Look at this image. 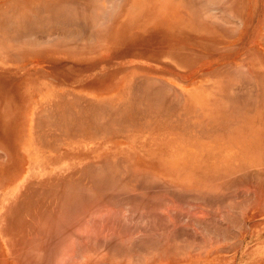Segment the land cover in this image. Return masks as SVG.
Returning <instances> with one entry per match:
<instances>
[{
	"label": "bare ground",
	"instance_id": "1",
	"mask_svg": "<svg viewBox=\"0 0 264 264\" xmlns=\"http://www.w3.org/2000/svg\"><path fill=\"white\" fill-rule=\"evenodd\" d=\"M136 1L0 0L1 60L20 53L29 57L31 54L37 57L43 54L47 57L69 55L63 60L56 58L54 62H50L51 64L38 60L36 63L39 67L34 69L1 74L0 96L12 98L14 103L11 105L19 112L24 106L22 101L26 98L34 108L37 107L34 103L42 99L56 100L59 95L56 91L66 84L63 79L67 80L70 77L68 71L71 68L76 69V72L87 69L97 62L96 58L101 57L103 51H108L105 54H109V59H102L104 61L99 63L101 68L110 66L111 63L117 67L118 61L123 63L128 57L136 61H139L137 60L139 58L147 63L146 60L161 61L171 57L177 66L184 67L202 61L201 71H204L200 77L205 91L203 90V93L197 91V95L184 94L171 88L164 80L155 78L152 72L142 74L138 76L140 78L132 81L131 79L136 76L123 74L124 70L118 67L119 69L115 68L116 73L109 78L115 79L120 75L123 78L117 77L113 83L97 86L99 91L105 93L100 94L102 97L99 99H89L86 105L52 103L49 112L55 111L54 115H59L58 119L50 122L54 131H60L66 137H70L75 131L93 130L101 141H106L98 146L102 149L113 146L110 143L121 139L123 136L119 133L122 131L144 129L163 135H178L182 141L180 145L185 147H181L176 153H170V160L166 153L156 156L147 153L140 159L134 154L133 162L125 161L123 158L106 161L108 157H105V153L92 151V157L100 159L97 170L91 171L88 167L82 166L79 182L72 180L53 188L51 182L48 188L52 195L47 189L42 197L53 200L45 203V199L44 202H40L44 205H40L32 224L34 232L41 233L44 237L48 235V238H58L62 234L63 240L67 236L73 239L75 235L77 238L74 239L77 240L79 224L87 221L91 210L95 211L100 203L98 200H103L101 201L103 205L106 200L107 203H117L120 208L121 206L133 208L142 221L150 223L148 233L139 241L133 240L132 235L126 233L127 228L129 231L131 228L124 224L123 226L127 227L124 233L129 237L126 235L124 237L123 231H119L122 232L119 233L120 239L118 233L116 234L118 237L114 235L117 237L113 238L115 241L110 238L116 257L117 254L121 256L131 254L133 251L130 248L134 245L137 249L151 251L155 249L154 252L158 250L155 256L160 255L161 259L163 256H168L171 260L177 257L182 262L188 255L196 258L195 255L199 253L194 251L196 248L199 247L202 251L206 245L212 246L221 241L224 234L218 236L221 237L220 240L215 235V237L205 235L204 231L207 230L203 226L206 225V218L207 225L211 224L210 219L214 221L213 225L215 223L218 225L221 220L216 219L226 217L220 215L224 213L220 209L224 208L222 211L229 212L226 215L230 217V221L237 214L238 218L242 217L244 221L249 213L244 209V199L248 201L246 198L248 194L252 193L250 198L254 199L251 202L249 200V208L252 207L250 203L257 202L259 196L264 199V56L244 49L247 48L245 44L255 39L264 45V0H168V5L170 3L172 9L161 8L163 14L157 16L152 12L148 15L145 10L141 17L140 13L139 16L136 15ZM147 1L149 3V0ZM144 5L146 9V4ZM165 11L167 16L164 15ZM133 33L139 34V37H130ZM144 36L148 38L144 40ZM168 36H171L170 44L174 45L172 47L174 50L148 51V47L153 49L168 45ZM236 38L239 43L231 46ZM233 48L244 52L242 57H238L239 59L234 62L231 61L233 54H228ZM56 80L63 83L55 82ZM37 84L40 89H37L38 86L34 89V85ZM107 86L119 87L116 97L111 93L113 90L108 92L110 89ZM47 88L49 90L43 92ZM180 94L182 102L179 100L180 102L176 103ZM206 104V108L202 107ZM54 106H58V109L53 108ZM75 107L77 115L72 117L68 108ZM84 116L86 119H83ZM183 137L190 139L183 141ZM176 142L179 143V141L173 143ZM190 146H196L200 151L192 153ZM174 158L179 159V162L173 163ZM27 199L21 201L23 208L16 205L14 210L16 215L28 213L32 210L30 208L33 203L37 202L31 196ZM233 199L240 200L241 203ZM226 200L229 201L227 205L230 202L233 207L237 204V209L231 210L232 204H229V209H225ZM184 203L186 206L190 204V208H183ZM259 203L257 205L262 209L264 204ZM191 206H194L192 207L194 211L189 210ZM196 207L204 208L205 213H200L201 211L196 213ZM218 209L221 218H218ZM12 211L13 208L9 210ZM189 211L191 214L192 211L195 212V217L185 224L187 222L181 218L190 214ZM231 211L237 214L233 216ZM201 214H204L203 219L200 218ZM194 215L186 217L189 216L191 219ZM120 217L122 218V214ZM111 218L114 223L115 220L117 224L120 223L116 214L113 216L115 220ZM121 220L124 222V219ZM224 221H226L224 228L228 229L229 218ZM167 222L169 227L167 231L158 233L156 223L166 225ZM221 222L223 224V220ZM52 223L54 227L50 226ZM235 223L230 222L233 228L230 226L227 232L232 228L230 234L236 230L237 235L238 229H234V226L239 228L241 223L240 225L238 222ZM213 227L217 228L215 225ZM188 228L193 229L191 233ZM240 229L245 231L244 227ZM43 230L50 233H44ZM212 230L210 232L208 230L207 233H214ZM216 230L220 232L222 228L214 231L217 232ZM183 233L188 234L187 236L192 235L191 238L194 236L197 242L178 243L176 239ZM198 234L202 240L196 237ZM226 235L229 234L226 233L225 238ZM212 236L216 240L212 239ZM88 238L90 246L82 243L80 248V244H76L81 251L74 245L78 252L86 253L85 246L91 248L92 253L97 251L99 245L96 240L100 242V239L95 238L93 241L94 238L91 236ZM83 239L85 242L87 238ZM119 240L126 241L129 247L117 244ZM92 245L97 247L93 248ZM27 246L28 244L23 242L17 244L14 254L20 261L30 258ZM58 246L56 242L54 249ZM149 253L154 256L152 252ZM45 259L47 261V258ZM27 264L40 263L30 260Z\"/></svg>",
	"mask_w": 264,
	"mask_h": 264
},
{
	"label": "rangeland",
	"instance_id": "2",
	"mask_svg": "<svg viewBox=\"0 0 264 264\" xmlns=\"http://www.w3.org/2000/svg\"><path fill=\"white\" fill-rule=\"evenodd\" d=\"M167 1L168 0L166 1L155 0L153 2L149 0V3H148L147 0H142V1L137 0L135 2L136 15L139 16L138 14L140 13L139 17H141L143 15L141 13H144L145 10H147L148 15L151 12L153 14H156V16L160 14L162 15L163 14L162 9L164 8L172 9L170 3L168 5ZM144 4H146V9H145ZM151 4H153L152 6L154 7V9L151 6ZM164 13H165L164 15L167 16L166 11ZM130 37H139V34L133 33L132 36ZM147 38H148L147 36H144V40H146ZM168 38H169L167 39L169 42L168 45L162 46L160 48L152 47L153 49L148 47L147 48L148 51L168 52V50L169 51L174 50V48H172L174 47V45L170 44V42L172 41L171 36H168ZM146 42H149V41H146ZM233 49L228 54L234 55V54L240 53L237 49H234V50ZM32 55L33 54H31L30 55L31 57H29V55H25V54L23 55L20 53L16 56H9L4 61L0 59V61H2V63H0V75L9 74L10 72H14L17 70L26 71L28 69H34L36 67H39L37 66V63H36V61L38 60L51 64L52 62L56 60V58L63 60L67 56H69V55L58 54L57 55L58 57L56 56L47 57V55L43 54V55H40V57H37V56H32ZM49 58H51V60ZM170 58L164 59L161 61L156 60V59H150L151 61L146 60L150 62V65L153 63V65L156 67V68L149 69L148 67L133 68L132 67L133 65H136V64L141 65V63H144L145 61L142 62V59H139V58H137V60L139 61H136V59L133 60L131 59V57H128V59L123 60V63L122 61H118V66L116 68L117 69L121 68L122 70H124L125 73L123 74H126V75L134 74L136 77L132 78L131 79L132 81L136 80L137 78H140L138 76L142 74L152 72L155 78L164 80V82L167 85H169L171 88L180 90L184 94L194 93V95L195 94L197 95L198 94L197 91L203 93L205 86L201 85V81H200L199 87H192L189 91H187L188 88L173 85L167 80L166 75L162 73V71L160 70L161 64L174 67L173 69L168 68L166 72L169 74H172L173 76H177L176 71H175L177 65ZM201 62L202 61H200L199 63L195 65L187 64L186 69L187 68L189 69V67H194V66L197 67L198 65L203 66ZM80 65H84V64H80ZM92 67L93 66H89L87 68L88 72H91L88 74L87 78H92V77L96 78V80L98 81V84L92 83V84L83 85L82 81L84 80L87 71L81 69L80 71L76 72V69L71 68L70 71H68V76L70 77L67 80L63 79V82L64 81L66 82L65 86L60 88L58 91H56L57 93H59L58 98L52 101H46L45 99H42L40 102L34 103L35 106H37L35 108L29 104L30 102L26 98V99H23L22 103H24L23 104L24 106L22 110L19 112L16 107L11 105V103H14L12 98L7 97L6 95L0 96V264H27L30 260H32V262L36 261L40 264H247L244 262L246 259V257H244V254H245L244 251L247 247L245 245L241 247V238H240L241 236L240 235L243 233V229H240V228L244 227V230H245L244 234L247 237V240H249L248 237H253L254 239L252 245L249 247L246 253L250 252L249 250H254V252H256L259 246H261L264 241L263 240L264 239V207H263L264 205L262 206L263 207L262 209L261 207L259 208V206L257 205V203H259L258 202L259 200L260 202L262 200L263 202L261 203L264 204V199H262L263 197H260V196L258 197L254 195L255 197H258V199H257V202H254V204L253 202L250 203L252 204V207H250L251 208L250 209L248 207L250 206L249 200L250 202L254 200L253 198H250L252 193L251 195L248 194L247 197L245 195L248 201L244 199V209L246 213L249 211L248 213L249 215H247V218H245L244 221L242 220V217H239L241 218L242 222L245 225L241 223V220H239L240 222L237 220L239 219L238 218L239 215L235 213L236 212L235 210H234L235 212L233 211L232 213L231 211L230 213L233 214V216L236 214L238 216L237 215L234 217L232 216L235 220L231 218V221H230V217L226 215V214H229V212L227 213L225 211H222L224 208H221V209L219 208L221 212H224V213H220V215H222V217L226 216L227 218H229V223L227 222V225H230V226L234 225L232 223H231L232 225L230 224V222L232 221L233 223L234 221L236 223L238 222L239 225L241 223L239 228L234 226V229H238L237 235L235 233L236 230H234L235 234L232 233L234 235L230 234L231 230H233L232 229L233 226L231 230H229V232L227 231L228 229H230L229 228L230 226H228V229L227 227L224 228V225L226 224L225 223L226 221L224 220H226L227 218L226 217H224L225 219L221 218L218 213L220 212V210L218 209L219 211H217V213L219 217L218 216L217 217L221 219H216V220L217 221L223 220V224L220 221L221 223L218 222V225L216 223L214 225L215 227L217 226V228L215 229L219 230L222 228L220 232L222 231L223 233L221 232V234H218L220 233L219 231L217 230H216L217 232L214 231L215 230L213 227L214 221H212L211 219L209 220V223H211L213 226H211V224L207 225L208 218H206L205 224L208 227L210 226L211 228L209 227V229H207L208 227H206V225H204L203 228L204 229L206 228V230L207 231L209 230V232L212 229H214L212 230L214 233H207V231H204V233L206 232L205 235L210 234L209 236L215 235L216 237H218L219 235L222 236L224 234L223 235L224 240H223V236L222 238L220 237L221 241L223 240L222 241L223 243L219 241V244L217 242V243L212 244V246L206 245L208 248H206V246L205 247L202 246L203 247L202 251L204 250V253H202V251L198 247L194 250L196 253L197 252L201 253V254L197 253L195 255L198 258L197 257L194 258L192 257V255H188L187 259H183L184 261L182 262L179 261L177 257L175 258V260L173 259L171 260V258L168 259V256L166 257L163 256V258L161 259L160 255L159 257L155 256L156 254L155 252L157 251L158 253V250L154 252L155 249L152 251L151 249L149 250L148 249L147 250L137 249L134 247V245H132V248L130 249H132V251L135 253L132 252L131 254L127 256H125V254H123V256H121V254L120 255L117 254V257H118L117 258L115 254H113V252L115 251L112 250L113 244L111 243L110 238L112 237V239L113 238L117 239L118 236L116 234L117 233L121 234L122 232H119V231H123V236L124 235L127 236L128 234L126 233H130V235H132L133 240L139 241L148 233L147 231H148V227L150 226L149 225L150 223L142 221L139 217V214L136 213L133 208H130L129 206H127L129 209L125 206H121L120 208L119 205H117V203H112V202L107 203L106 200H104L105 205H103L102 203L103 200H98V202L100 203L98 202L97 203L99 205L101 204V206L98 205V207L95 208L96 212L94 210H91L92 213L88 214L87 217L89 218L86 219L87 221H83L79 224V226L77 227L79 231H77V229L75 230L79 234V235L77 234L79 236L78 239L75 240L77 237H74L75 235H73V239L75 238L74 239L75 241L73 239H70L69 236L65 237L62 240L63 238L62 234H60L58 238L57 237L48 238V235H45L44 237L41 233L34 232L32 224L34 222L35 214L39 211L40 205H44L43 203H40V202L41 201L44 202L45 199H46L45 203L53 200V199L48 200L46 197H42V194L44 193V191L48 189V192L50 193V195H52L51 192L49 191L50 188H48L51 182L53 184L51 188L55 186L64 185L65 183H68L72 180L79 182V172L81 171L82 166H85V168L88 167L91 171H96L97 168L99 167L98 162L100 161V159H95L94 157H92L91 153H93L95 150H98L99 153H105L106 154L105 157H108L106 161H112V160L123 158V159H126L125 161L133 162L132 157L134 154H137L138 158L140 159L141 157L146 156L147 153H150L149 155H154V156L166 153L170 160V153L171 154L176 153L177 151H179L181 147H185L183 145H180V142L182 141L178 138V135H163L160 133H154L147 129L131 130L129 132L127 130L122 131L119 134L123 137L119 140L114 141L115 143H110L113 146L107 147L105 149L99 148L98 146L100 144L106 143V141H101L98 138V135L93 133V130L92 131L87 130L86 132L88 133L75 131L74 133H72L70 137H66L60 131H54V128L50 126V122L54 121L55 119H58L59 115H54L55 111L49 112V110L51 109L52 103L53 105H57L60 102H65L67 105H70V106L73 103H81V105H86L89 102L88 101L89 99L95 100V99H99L100 97H102L100 94H98L99 92H101V90L99 91L97 86L104 84V83H109V82L113 83L114 80L117 79V77L123 78L122 75L117 76L115 79L109 78L110 76L116 73L115 71L116 69H110V70L107 69L108 71L106 69L105 70H98V69L89 70V69H92ZM97 72H99L100 74L96 75ZM48 81L50 80L48 79ZM171 81L173 82V80ZM55 82L63 83L60 80H56ZM233 82L234 81H232V83ZM206 83H209V82H206ZM37 86L38 84L34 85V89H36ZM107 88L110 89L108 92H111V90H113L114 92H111V93H114L115 97L117 96L116 92L119 91L118 89L119 87H115V86L108 87L107 86ZM37 89H40V87L38 86ZM48 90L49 89L47 88L43 92L48 91ZM92 93H95V94H92ZM111 93H106V94L111 95ZM91 94L92 96H88ZM62 95L64 96L62 97ZM46 96L48 95L46 94ZM103 97L109 98V96H103ZM179 100L182 102L181 94L178 95V99H176V103ZM74 101H77V102H74ZM120 101L126 102L125 100H120ZM206 106L207 104L202 107L206 108ZM53 108L58 109V106H54ZM76 111H77L76 107L68 108V112H70L72 117H75L77 115ZM85 116L83 117V119H86ZM186 139H190V138L183 137V141ZM172 141L173 142L179 141V143L178 142L173 143ZM202 141L205 142L206 140H202ZM189 148H191L192 153H196L200 151V148L196 146L195 147L190 146ZM172 162L173 163L179 162V159L174 158ZM111 186H113V184ZM28 196H31L35 201H37V202H34L33 205L31 206L30 209L32 210L29 211L28 213H24V214L20 213L19 215H16L14 212V210L16 209V205L18 204L20 208H23L21 206V201L28 200L27 199ZM233 200L238 201L237 199H233ZM227 202L229 201L226 200V202L224 203L227 206V208L225 209H229V204L234 203L232 201V203L230 202L227 205ZM238 202L241 203L240 200ZM190 203L193 204L191 201ZM255 204L258 207H256ZM184 205L186 206L185 203ZM185 206L183 207L182 205V207L185 209L186 208L188 209V207L190 208V204L187 205L186 207ZM235 206L233 207V204H232V207L230 206V209L231 210H233L234 208L237 209L238 205L236 207ZM192 207L194 206H191V209H189L190 211L193 210ZM11 208H13V211L9 212ZM98 208L100 210L97 211ZM206 208L208 209V207ZM202 209L197 208V210L195 209V212L201 211L200 213H203V212L205 213L204 208ZM259 209L261 210L259 211ZM193 211H192V214L190 212V214H187V215L189 216L194 215L195 212ZM208 212H211V211H208ZM115 214L118 216V220H120V223L118 224H117V221L115 220L116 218L115 219L113 218ZM120 214H122V218L121 217L119 218ZM181 216L183 217V215ZM186 216L183 217L184 219L181 218L182 221L185 220V222H187L185 224H188V221L190 222V220L194 219L195 217L194 215L193 218L191 217V219H189L188 218L189 216L188 217ZM200 216H202L200 218L203 219L204 214H201ZM110 218L114 219L116 223H114L113 220H112L113 221L112 223ZM121 219H124V222ZM195 219L196 221L198 220L197 218ZM219 223L222 225H220ZM124 224L127 227L130 226L131 228L130 231H129V228L123 226ZM219 225L221 228L218 227ZM50 226L54 227V224ZM156 227L158 228L157 229L158 233H165L167 231V228H169L168 222L166 223V225L156 223ZM126 228L128 230L127 232H126ZM47 229L50 230L49 228ZM192 230L193 229H190L189 232L191 233ZM43 231L44 233H47L45 230ZM50 231L48 233H50ZM226 233L229 235L228 236L226 235L227 237L225 238ZM114 235H116L117 237H115ZM187 235L186 233L180 234L178 238L176 239L177 242L180 244L188 243V242H197L194 239L195 238L194 236H193L194 238L192 237L193 238L192 239L191 238L192 235L189 234L190 237ZM84 236L87 239H85ZM88 236H91L92 238H94L92 239L93 241H95V238H97L98 240L100 239L99 240L100 242L96 240L97 245H99V247H97V245H94L95 247H97L96 248L97 251L95 250L97 253L95 251L94 253H92L93 250L91 248H87V246L84 245L85 243L86 245L90 244L89 243L90 240ZM198 236L200 235L198 234L196 237L199 238ZM213 236H212V239H215L214 238L215 236L214 237ZM120 237L121 235L118 237V239H120ZM220 238L218 240H220ZM82 239L85 242H83ZM31 240H35V241L31 242ZM36 241L40 243H37ZM18 242H23V243L28 244L26 249L30 251L29 253L30 258L20 261V259L17 256H15L14 253H15V249L17 248ZM56 242H58L59 246L56 249H54ZM118 242L116 243L119 244L120 246L129 247L128 243H125L126 241L121 242L119 240ZM82 243H84L83 245L86 248L85 249L86 251L85 250L84 251L86 253L84 252L80 253L78 252V249L75 248L76 244H80L79 246L81 248ZM91 244H92V241H91ZM199 244L201 245L202 243L199 242ZM94 246L92 245L91 247L95 248ZM221 249H223L222 252H221ZM211 251H213L214 253H212ZM149 252H152L154 256H152L151 253ZM134 254L136 255L134 256ZM202 254L204 255L201 256ZM157 257H158V260H157ZM45 258H47V261ZM256 258L257 257H252L249 259V261H254ZM151 259L153 260L151 261ZM249 264H254V263H249Z\"/></svg>",
	"mask_w": 264,
	"mask_h": 264
},
{
	"label": "crops",
	"instance_id": "3",
	"mask_svg": "<svg viewBox=\"0 0 264 264\" xmlns=\"http://www.w3.org/2000/svg\"><path fill=\"white\" fill-rule=\"evenodd\" d=\"M236 43L237 44L239 43L237 38L234 39V41H232L231 45H237ZM242 43L244 45V39H242ZM245 45H246L247 48H244V49L249 50V51L252 50L253 52L257 53L258 55L264 56V45H262V43H260L257 39L252 40L251 42H249V43H247ZM255 46H257V47L255 48ZM106 52H108V51H103L102 52V56L101 57L98 56V58H96L97 62L95 64L90 63V65L92 64L91 66H93V67H92V69H89V70H93V69L105 70L106 68L107 69H115L116 68L113 65L114 63H111V65H113V66H111V65L109 66L108 65V66H105V67H102V68H101V66H99V63H101L105 59H109V56H108L109 54L106 55L105 54ZM109 52H111V51H109ZM243 53L244 52L241 51L239 54L237 53V54L232 55L231 61L232 62L237 61L240 57H242ZM102 59H104V60H102ZM132 67L133 68L148 67L149 69L156 68L153 64L150 65L149 61H148V63L144 62V63H141V65H137L136 64V65H133ZM168 68L169 69H173L174 67H170V66L161 64L160 70L162 71V73H164L166 75L167 80L171 84L176 85V86L186 87V88H188L187 91H189L192 87H199L200 81H201V77L200 76H201V72H202L200 65H198L197 67L196 66L189 67V69L188 68L186 69V67H184V66H177L176 69H175L177 76H173L172 74L167 73L166 71L168 70ZM82 70H86L87 71L86 72V76H85L84 80L82 81L83 85L92 84V83L93 84H98V81L96 80V78H94V77L87 78L88 74L91 73V72H88V69H82ZM98 74H100V73L97 72L96 75H98ZM171 80H173L174 83ZM92 94H95V93H92ZM92 94L88 95V96H92ZM98 94L105 95L104 92H99ZM107 95H110V94H107ZM245 218H247V216ZM244 236H245V234L243 232L241 234V247L244 246V245L247 247L245 249V251H244V253H245L244 257H246L244 262L247 263V264H249V263L264 264V241H263L262 245L259 246V248L257 249L256 252H254V250H249L250 252L246 253L247 250L249 249V247L252 245L254 239H253V237H248L249 240H247V237L245 236V238H244ZM252 257H257V258L254 261H249V259L252 258Z\"/></svg>",
	"mask_w": 264,
	"mask_h": 264
}]
</instances>
